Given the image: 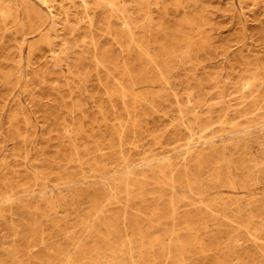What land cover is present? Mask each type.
Listing matches in <instances>:
<instances>
[{
	"label": "rangeland",
	"instance_id": "374dc122",
	"mask_svg": "<svg viewBox=\"0 0 264 264\" xmlns=\"http://www.w3.org/2000/svg\"><path fill=\"white\" fill-rule=\"evenodd\" d=\"M0 264H264V0H0Z\"/></svg>",
	"mask_w": 264,
	"mask_h": 264
},
{
	"label": "bare ground",
	"instance_id": "6f19581e",
	"mask_svg": "<svg viewBox=\"0 0 264 264\" xmlns=\"http://www.w3.org/2000/svg\"><path fill=\"white\" fill-rule=\"evenodd\" d=\"M190 149V147L188 146V148H187V150H189ZM253 201V200H252ZM107 205V204H106ZM96 221V220H95Z\"/></svg>",
	"mask_w": 264,
	"mask_h": 264
}]
</instances>
